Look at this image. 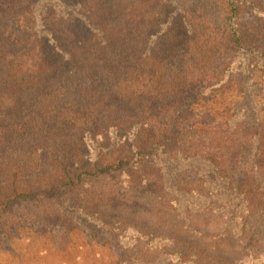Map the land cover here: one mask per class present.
<instances>
[{
    "label": "trees",
    "instance_id": "16d2710c",
    "mask_svg": "<svg viewBox=\"0 0 264 264\" xmlns=\"http://www.w3.org/2000/svg\"><path fill=\"white\" fill-rule=\"evenodd\" d=\"M51 1L0 0V214L38 202L63 218L72 207L125 233L137 264H264V42L237 22L236 0L223 45L204 41L185 10L167 23L164 0H82L66 13ZM18 15L29 34L6 25ZM156 29L167 44L147 41ZM229 86L241 96L224 127L184 154L199 125L215 123L194 107ZM240 156L260 162L243 179ZM103 178L119 190L97 195ZM122 208L151 215L149 233L120 230Z\"/></svg>",
    "mask_w": 264,
    "mask_h": 264
},
{
    "label": "rangeland",
    "instance_id": "374dc122",
    "mask_svg": "<svg viewBox=\"0 0 264 264\" xmlns=\"http://www.w3.org/2000/svg\"><path fill=\"white\" fill-rule=\"evenodd\" d=\"M133 1L138 2L123 0L121 3L126 7ZM75 2L77 3L64 7L62 0L61 3L52 0L50 5L56 6V11L66 13L68 9H72L73 12H79L81 7L77 5L81 4L82 0ZM164 3L171 8L166 16L167 23H173L171 20L176 12L185 10L192 20L190 28L203 32L206 36L204 41L222 45L224 44L222 38L228 26L227 10L232 8L234 13L237 12L235 0H164ZM236 3L240 6L237 22L249 32L260 34L261 41L264 42V0H236ZM33 8L30 16L32 12L35 13ZM109 9L115 10L111 6ZM90 12L87 11V17H90ZM92 14L95 16L93 11ZM105 18L106 15L101 18L102 20H94L95 22L89 19L88 25L98 30L104 25ZM37 21L34 18V22ZM6 25L11 32L18 35L29 34L32 28L29 16L18 15ZM162 30L159 35L157 29L153 30L154 34L149 36L147 41L150 43L154 41L153 44H167L163 39ZM221 61L222 57H218L217 62ZM240 94L237 88L229 86L219 92L214 102L203 101L196 105L195 113L204 117L202 121L215 123L199 125L198 133L195 132L191 135L192 139H187L181 144L180 150L186 155L203 151L208 144L209 134L224 127L234 103L240 99ZM206 96L210 98V95ZM204 111L208 116L211 115L214 121L211 117L204 116ZM259 111L264 120L262 101L259 104ZM259 163L246 156H240L233 172L238 178H246L255 164L257 166ZM94 187L95 193L101 197L110 196L119 190L116 182L110 178L100 179ZM56 208L58 212L62 210L59 206ZM122 209L126 212L120 211L119 218H115L120 230L124 231L127 226H134L149 233L146 226H151V215L143 208H139L137 212ZM45 210L46 206L43 203L24 202L20 208L14 206L7 213L0 214V264H137L139 248L125 237V233L112 232L109 225L101 227L78 214L77 209L72 207L66 206L67 213L63 218L55 215L47 219ZM162 216L163 213L157 211L156 218L161 219ZM63 226L67 229H63ZM129 235L130 233L126 236ZM168 251L181 254L185 252L182 247H170Z\"/></svg>",
    "mask_w": 264,
    "mask_h": 264
}]
</instances>
